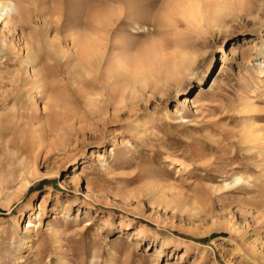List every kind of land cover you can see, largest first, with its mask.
<instances>
[{"label":"rangeland","instance_id":"374dc122","mask_svg":"<svg viewBox=\"0 0 264 264\" xmlns=\"http://www.w3.org/2000/svg\"><path fill=\"white\" fill-rule=\"evenodd\" d=\"M26 1L0 17V264H264V0ZM98 65L121 101L83 104Z\"/></svg>","mask_w":264,"mask_h":264},{"label":"bare ground","instance_id":"6f19581e","mask_svg":"<svg viewBox=\"0 0 264 264\" xmlns=\"http://www.w3.org/2000/svg\"><path fill=\"white\" fill-rule=\"evenodd\" d=\"M21 1H23V0H0V17H3L4 18V20H6V23H9V22H11L12 24H15V25H23V22L26 20V19H28L29 17H28V15H29V10L30 9H28L27 8V3H22ZM25 2H27L26 0H24ZM39 1V0H38ZM186 1V0H185ZM200 1V0H199ZM198 1V2H199ZM210 1H212V0H210ZM215 2L213 3V2H211V3H213V5H211L213 8H212V10H214V12L215 13H220L224 8H227V7H230V6H232V5H234L233 4V2L234 3H237V4H239V5H246V3L248 2V0H214ZM29 3H30V1H28ZM72 2H75V1H72ZM78 2V1H77ZM81 2V1H80ZM174 2V1H173ZM204 2V1H203ZM206 2V1H205ZM32 3V2H31ZM71 3V2H70ZM82 3V2H81ZM80 3V4H81ZM35 4V3H34ZM59 4V3H58ZM178 4V3H177ZM197 4V3H196ZM61 5V4H60ZM210 6V7H211ZM9 7H11V8H13L14 10L12 11V12H10V13H5L4 12V9L5 8H9ZM35 7V6H34ZM78 7H80L79 5H78ZM44 8V7H43ZM42 8V9H43ZM53 8V7H52ZM64 8V7H63ZM172 8V7H171ZM32 10V9H31ZM30 10V11H31ZM170 11V10H169ZM54 12H55V10H54ZM61 12H62V10H61ZM100 12V11H99ZM44 13V12H43ZM55 13H57L58 14V10H57V12H55ZM211 13H212V11H211ZM62 14V13H61ZM66 14H67V12H66ZM169 15V14H168ZM173 15V14H172ZM215 15V14H214ZM217 15V14H216ZM220 14H218V16H219ZM42 16H43V14H42ZM59 18H62L60 15H57ZM57 17V18H58ZM212 17V16H211ZM216 18V17H215ZM47 19V18H46ZM217 19V18H216ZM58 20H60V19H58ZM56 21H57V19H56ZM22 22V23H21ZM47 22V21H46ZM52 22H54L55 23V25H56V23L57 22H55V21H52ZM50 24H51V21H50ZM53 24V23H52ZM57 24H59V23H57ZM74 24V23H73ZM59 26V25H58ZM70 26V25H69ZM75 26V25H74ZM57 27V26H56ZM67 26H65V28H66ZM52 28V27H51ZM54 28V27H53ZM94 28V27H93ZM96 28H97V26H96ZM95 29V28H94ZM37 30V29H36ZM57 30V29H56ZM96 30V29H95ZM22 32V31H21ZM58 32V31H57ZM95 32V31H94ZM35 33V32H34ZM95 33H97V32H95ZM46 35V34H45ZM65 35V34H64ZM72 35V34H71ZM86 35V34H85ZM29 36H31V35H29ZM82 36V35H81ZM81 36H80V38H81ZM69 37V36H68ZM71 37V36H70ZM80 38H78V40L80 39ZM84 39H85V37H83ZM31 39H32V42H30L31 43V45H33V46H35L36 47V49L37 50H34L33 51V53H32V55H31V58L29 59V60H31L32 59V65H33V62L35 61V62H37V60H38V62L41 60V56H42V49H41V46H40V44L39 43H41L40 42V40H38V36H36V34H34V35H32L31 36ZM88 40H89V38H87ZM87 39H86V41L85 40H82L83 42L81 43V44H79L80 45V47H79V49H77V50H80L81 51V53L80 52H75L76 54L74 55V56H76V59L77 60H81V58L82 57H85L86 59H88V64H93V63H97V64H101L100 62H102L101 60H103L102 59V54L101 53H99L98 52V48L96 47V46H94V45H91V43L89 42V41H87ZM28 42V43H29ZM78 42H80V41H78ZM77 42V43H78ZM53 43V42H52ZM76 43V42H75ZM98 43L99 42H97V45H98ZM51 44V43H50ZM30 45V44H29ZM101 45V43H99V46ZM103 45V44H102ZM49 46V45H48ZM98 46V47H99ZM32 47V46H31ZM76 48H77V46H75ZM26 48H27V50L29 51L30 49H28L29 47H27L26 46ZM75 48V49H76ZM33 50V49H32ZM77 50H75V51H77ZM101 50V49H100ZM31 51V50H30ZM95 51H97L99 54H96L95 55ZM58 52V51H57ZM30 53V54H31ZM79 53V54H78ZM28 54V53H27ZM56 54V53H55ZM81 54L83 55V56H81ZM85 55V56H84ZM46 56V55H45ZM56 56V55H55ZM60 56V55H59ZM62 56V55H61ZM29 58V57H28ZM56 58V57H55ZM59 58V57H58ZM62 58V57H61ZM118 58V57H117ZM120 58V57H119ZM89 60H92V61H89ZM117 61H118V59H116ZM42 61V60H41ZM83 61V60H82ZM122 61V60H121ZM77 61H75V63H76ZM118 62H120V61H118ZM54 63V62H53ZM83 63V62H82ZM87 63L85 64V63H83V64H85L86 66H87ZM121 63V62H120ZM120 63H117L118 64V66H119V64ZM39 64H40V62H39ZM38 64V65H39ZM78 64V63H77ZM83 64L81 65V67L83 66ZM35 65H37V64H35ZM38 65H37V67H38ZM76 65V64H75ZM74 65V66H75ZM94 65V64H93ZM34 66V65H33ZM53 66V65H52ZM86 66H83V67H86ZM117 66V67H118ZM121 66H122V63H121ZM36 67V66H35ZM88 67V66H87ZM87 67H86V72L89 70H87ZM120 67V66H119ZM73 68V67H72ZM76 68H77V66L75 67V70H76ZM78 68H79V66H78ZM43 69V68H42ZM83 70H84V68H82ZM96 69H98L96 72H95V76H96V78H97V80H95L96 82H98V84H100L99 85V87L101 86V89L102 90H106L107 88L109 89V95L107 96V98L106 99H103V98H100L101 96V94L100 95H98V96H100L99 98H97L96 96L93 98V99H91L90 101H87V99H86V101H82L83 102V104H84V102H85V104H88V103H93V104H96V105H98V104H104L103 102H108V101H110V98L111 99H115V98H117V95H119V99H120V101L122 100V96L124 95V94H122L123 92L121 91V90H119L116 86H112V85H110V79H109V77L108 76H104L103 78H101V75H100V73H99V65L96 67ZM41 70V69H40ZM37 71V73L35 74V76L34 75H32L33 77H35V79L33 80V86H35V88H37L38 90V92H39V94L40 95H42V96H45V102H44V105L42 106V110H44V111H48V112H50L51 114H53V115H55V116H57V117H59V116H64V114H70V113H68L65 109H64V107L62 106V104L60 103V101H59V98H57V96H56V94L53 92V91H57L58 90V87L56 86V84L55 83H52V84H50L51 86V92H48L47 93V89H45V88H47L48 86H47V84L45 83V81H44V77H47L48 76V74H47V76H44V74L46 75V73L45 72H43L42 70L41 71ZM49 71H50V68L48 69ZM79 71V70H78ZM81 71V70H80ZM85 71V70H84ZM83 71V72H84ZM51 72V71H50ZM83 72H81V73H83ZM111 72V71H110ZM112 73V72H111ZM16 76V75H15ZM84 76H86L85 74H84ZM50 77V76H49ZM12 80H13V78H12ZM17 80V79H16ZM132 81H133V79H132ZM135 82H137L136 80H135ZM15 83V82H14ZM16 83H18V82H16ZM31 83V82H30ZM58 83V82H57ZM15 85V84H14ZM31 85V84H30ZM19 86V85H18ZM32 86V87H33ZM47 86V87H46ZM122 88V87H121ZM46 91V92H45ZM37 92V93H38ZM22 94H24L23 92H21ZM45 94V95H44ZM103 95V94H102ZM103 97H104V95H103ZM40 98V97H39ZM43 98V97H42ZM115 101V100H114ZM62 102H63V100H62ZM79 102V101H78ZM30 103H32V102H30ZM33 103H35V102H33ZM117 104L119 103V101H117L116 102ZM32 106H33V104H31ZM99 106V105H98ZM25 109V108H24ZM33 109V108H32ZM37 110V109H36ZM100 110V109H99ZM97 110H95L94 112H96ZM25 114V113H24ZM27 114V113H26ZM30 114V113H29ZM37 114V113H36ZM43 114H45L44 112H43ZM70 116V115H69ZM69 116H67V117H69ZM27 158V156H25L24 157V159H23V167H25V165L26 164H31L32 165V169L34 168V162L32 161V159H28ZM35 161V160H34ZM27 168V167H26ZM238 179H241V177H239ZM80 180H81V176H79V175H76L74 178H73V185H75V187H77L79 184H80Z\"/></svg>","mask_w":264,"mask_h":264},{"label":"clouds","instance_id":"9594fccd","mask_svg":"<svg viewBox=\"0 0 264 264\" xmlns=\"http://www.w3.org/2000/svg\"><path fill=\"white\" fill-rule=\"evenodd\" d=\"M13 10H14L13 8L9 7V8H5V9H4V12H5V13H10V12H12Z\"/></svg>","mask_w":264,"mask_h":264}]
</instances>
